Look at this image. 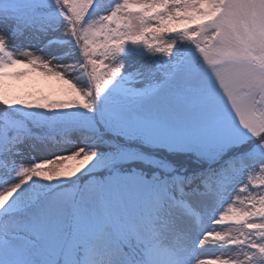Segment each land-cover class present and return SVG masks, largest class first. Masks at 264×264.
<instances>
[{
    "label": "snow or ice",
    "instance_id": "6c2138e0",
    "mask_svg": "<svg viewBox=\"0 0 264 264\" xmlns=\"http://www.w3.org/2000/svg\"><path fill=\"white\" fill-rule=\"evenodd\" d=\"M0 264H264V0H0Z\"/></svg>",
    "mask_w": 264,
    "mask_h": 264
},
{
    "label": "rangeland",
    "instance_id": "374dc122",
    "mask_svg": "<svg viewBox=\"0 0 264 264\" xmlns=\"http://www.w3.org/2000/svg\"><path fill=\"white\" fill-rule=\"evenodd\" d=\"M13 91L19 95L34 94H56L64 86L60 81L40 76H29L21 81L9 82Z\"/></svg>",
    "mask_w": 264,
    "mask_h": 264
}]
</instances>
